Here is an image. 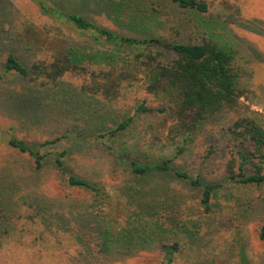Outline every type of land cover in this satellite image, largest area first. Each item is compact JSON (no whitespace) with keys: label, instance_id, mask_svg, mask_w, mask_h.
<instances>
[{"label":"rangeland","instance_id":"obj_1","mask_svg":"<svg viewBox=\"0 0 264 264\" xmlns=\"http://www.w3.org/2000/svg\"><path fill=\"white\" fill-rule=\"evenodd\" d=\"M45 1L60 10L83 14L123 37L200 42L207 35L231 46L245 72L244 87L248 91L242 100L264 121V0H205L209 3L207 14L183 9L171 0ZM133 6L147 8L157 18L148 21L150 26L143 24L140 17L133 15ZM28 26L41 28L51 39L56 35L64 37L70 46L85 50L88 58L115 49L105 39L97 40L77 31L68 21L63 23L43 14L39 0H0V264H163L162 255L150 249L106 256L94 243L92 252L86 251L77 232L85 210L104 214L112 231L128 227L130 222L137 224L132 213L138 208L131 204L130 195L137 188L147 189L154 184H164L169 193H177L184 206L179 211L196 219L200 189L164 173L153 174L151 180L138 187L137 177L95 138L116 121L134 116L144 99L149 105L160 101L147 94L141 83L123 90L119 98L106 101L81 92L80 79L71 75L56 85L27 82L23 87L18 75L6 74L4 59L12 51L26 63L34 60L17 37ZM50 52L49 55L54 53ZM24 88L35 89L40 96L32 115L23 110L24 104L33 105L29 95L27 101L21 97ZM6 103L16 112L4 107ZM35 112L41 113L34 115ZM232 117L233 113H225L206 124L173 165L206 181L223 180L229 158L224 128ZM134 119L129 132L132 138L126 147H136L146 158L175 155L179 143L162 144L169 133L179 141L178 127L163 125L161 145L152 146L146 139L140 143V139L156 117L140 113ZM13 135L39 145L42 153L67 149L69 168L97 183L108 198L102 203L91 190L70 186L53 162L37 171L29 155L8 146L7 140ZM60 136L63 138L59 142L41 145ZM223 192L215 200L213 214L199 216L200 224L194 228L199 245L180 235L181 250L173 264H264V241L258 236L264 224V185L239 186L227 194Z\"/></svg>","mask_w":264,"mask_h":264},{"label":"trees","instance_id":"obj_2","mask_svg":"<svg viewBox=\"0 0 264 264\" xmlns=\"http://www.w3.org/2000/svg\"><path fill=\"white\" fill-rule=\"evenodd\" d=\"M134 1V0H132ZM179 7L203 14L209 12L205 0H171ZM122 3V1H117ZM43 14L69 22L77 31L90 34L97 40L105 39L114 44L115 49L87 57L85 50L70 46V42L60 35L52 39L41 28L28 26L20 30L18 39L28 53L34 55L29 64L10 51L4 59V70L15 73L25 83L36 85H56L71 75L80 79L81 92L100 97L106 101L119 98L123 90L141 83L143 90L158 101L155 105L139 102L134 116L151 114L161 120L149 124V131L141 139L152 146L162 143V128L173 124L178 127L177 141L172 134L165 135V142L179 143L173 157L146 158L133 146L126 147L132 135L129 134L135 123L134 116L122 118L106 131L95 136L106 151L123 164L138 179V187L153 174L164 173L185 180L189 185L200 189L196 207V219H189L179 210L183 202L179 195L169 193V187L154 184L151 188H137L130 195L132 205L137 209L132 213L137 224L130 222L128 227L112 231L106 216L85 210L80 215L78 235L84 250L92 252L94 243L101 255H131L150 249L162 255L163 264H173L180 252V235L199 245L194 228L200 224V217L211 216L214 203L220 191L227 194L239 186L264 185V121L263 117L251 110L242 98L248 91L244 87L242 66L237 63V53L229 45H222L207 35L201 41H172L161 37L128 38L115 30L101 26L87 16L60 10L45 0H39ZM133 15L140 17L143 24H151L155 12L145 8H132ZM52 47V48H51ZM54 51L53 54L49 55ZM48 55H47V54ZM98 62V63H97ZM3 75L0 74V79ZM17 94L16 92H11ZM21 97L33 98V105L24 104V111L32 115L37 109L40 96L37 90L24 88ZM247 96V95H246ZM35 102V105H34ZM37 106V107H36ZM4 107L12 110L11 104ZM17 108V107H16ZM19 113V112H17ZM41 112H35L39 115ZM233 113L224 128L227 135L229 158L225 164V176L221 181H206L189 175L173 165V162L186 151L187 146L202 132L206 124ZM151 132V133H150ZM63 137L46 140L41 145L59 142ZM7 144L20 153L29 155L40 171L49 161L53 162L61 177L72 187L91 190L96 199L103 201L108 194L100 186L74 173L68 166V150L42 153L39 145L32 144L16 135L9 137ZM159 144V145H158ZM149 179V180H147ZM232 186L231 188H227ZM133 188V187H131ZM130 188V189H131ZM92 206V205H91ZM180 208V209H179ZM185 212V211H184ZM99 217V218H96ZM186 218V219H185ZM264 241V224L258 230Z\"/></svg>","mask_w":264,"mask_h":264}]
</instances>
